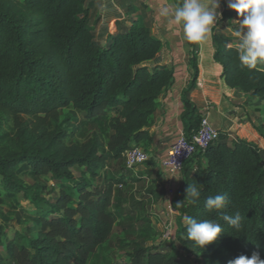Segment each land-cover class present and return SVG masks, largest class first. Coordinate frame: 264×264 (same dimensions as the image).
Listing matches in <instances>:
<instances>
[{
    "label": "trees",
    "instance_id": "16d2710c",
    "mask_svg": "<svg viewBox=\"0 0 264 264\" xmlns=\"http://www.w3.org/2000/svg\"><path fill=\"white\" fill-rule=\"evenodd\" d=\"M180 3L174 0L175 6ZM220 3L222 19L233 20L237 14L224 0ZM89 10L85 0H0V204L33 206L26 233L9 225L0 230V264L88 263L112 235L115 185L126 181L104 177L103 188L93 182L111 161H122L130 171L123 153L140 140L150 143L147 129L155 122L158 99L174 82L171 66L146 64L162 43L140 18L108 33L102 45L93 34ZM211 41L222 83L264 101V65L243 66L239 43L216 26ZM187 45L191 74L181 92V119L189 140L202 114L191 100L199 75L198 44ZM84 123L98 124L103 132L76 141ZM218 132L216 141L183 164L172 199L178 213L175 238L182 252L201 264H230L253 253L264 260V150ZM25 173L31 185L24 183ZM49 182L59 184L52 201L42 197L50 192ZM194 183L201 195L190 204L186 189ZM159 192L161 197L162 188ZM218 194H227L226 205L210 212L204 201ZM236 212L239 230L222 220V214ZM187 217L214 220L224 232L202 251L191 249L184 238ZM128 264L193 263L141 245L133 248Z\"/></svg>",
    "mask_w": 264,
    "mask_h": 264
},
{
    "label": "rangeland",
    "instance_id": "374dc122",
    "mask_svg": "<svg viewBox=\"0 0 264 264\" xmlns=\"http://www.w3.org/2000/svg\"><path fill=\"white\" fill-rule=\"evenodd\" d=\"M102 1L85 0L86 6H89L90 9L93 34L100 44L103 45L105 42L104 35L107 23L112 25L108 32L120 31L123 26L128 27L135 17L143 21L153 36L162 35L164 28L161 20H159V15L148 6L151 0H113L110 8H105ZM179 1L181 2V0ZM224 1L227 3V0ZM218 12L220 14L222 12L221 3ZM236 18L237 15L234 16L233 20ZM233 20H224L220 15L216 31L230 37L233 43H240V38L233 31L237 27V22ZM166 53V50H163L159 53L158 60L146 64L150 68L160 66L161 56L166 55ZM248 102L251 104L250 111H253L255 107L260 105L261 101L255 102L250 98ZM66 115L67 111H64L62 117ZM94 131L103 132V128L98 124L84 123L75 140L80 141L85 135ZM260 132L264 136V126L261 127ZM233 137L237 136H230L229 138L232 139ZM146 147L147 144L143 149L147 150ZM155 163L156 160L151 158L150 162L126 172L122 161H111L107 171L93 182V185L103 188L105 186L104 177L107 179L122 178L123 181H126L123 184L115 185L112 210L116 215V223L112 235L107 242L98 248L87 264H128L129 255L133 248L141 245L145 247L154 246L162 252L187 259L193 264H201L196 258L184 254L175 238L176 227L174 223L177 214L171 211V201L166 199L165 193L163 196H159L157 184L159 174L154 170ZM149 169L152 170L148 173ZM74 173L80 175L77 170H74ZM22 179L26 185H31L34 182L28 173L23 174ZM58 190L59 184L49 182L48 191L50 192L48 193L47 190L42 192V197L52 201ZM1 192L2 189H0V194ZM32 210L33 206L23 201L0 204V230L9 225L12 229L26 233V229L31 223L28 212ZM30 228L37 229V226L32 224Z\"/></svg>",
    "mask_w": 264,
    "mask_h": 264
},
{
    "label": "crops",
    "instance_id": "0c3cea01",
    "mask_svg": "<svg viewBox=\"0 0 264 264\" xmlns=\"http://www.w3.org/2000/svg\"><path fill=\"white\" fill-rule=\"evenodd\" d=\"M102 2L105 4V8H110L113 0H103ZM148 6L159 15V20L164 28L162 35H156V38L162 43L159 53L163 50L167 52L166 55L161 56L159 65L171 66L174 72V82L168 90L160 95L154 115L155 122L152 127L147 129L150 134V143L146 140L139 143L141 148L147 144L146 151L149 152L151 158L156 160L154 170L159 174L157 183L159 192L163 188V176L159 169V161L165 158L168 149L184 129L181 119L184 110L181 92L188 85L191 70L188 64L189 46L183 38L180 26L172 20L171 13L176 7L174 0H151ZM165 8H169L168 15L163 14ZM110 26L112 25L107 23L104 40L110 32H108ZM213 51L211 36L203 43L198 44L199 75L196 87L191 93L193 104L203 116L208 117L215 129L227 133L229 137L237 136L254 142L264 150V136L260 132L264 119V101H261L253 111H250L251 104L248 102L250 98L222 83L220 69L212 60ZM159 53L154 60H158ZM151 170L149 169L148 173ZM170 206H172V202ZM174 226L176 227V221Z\"/></svg>",
    "mask_w": 264,
    "mask_h": 264
},
{
    "label": "clouds",
    "instance_id": "9594fccd",
    "mask_svg": "<svg viewBox=\"0 0 264 264\" xmlns=\"http://www.w3.org/2000/svg\"><path fill=\"white\" fill-rule=\"evenodd\" d=\"M221 0H181L179 6L172 11L173 22L180 26L183 38L189 44H199L211 36L213 28L218 24ZM227 6L237 14L233 21L237 27L233 29L240 38L239 61L248 69L264 65V0H227ZM163 14H169V8L163 9ZM201 195L197 184L188 185L186 197L190 204L196 203ZM227 202V194L209 196L204 201L207 210L221 212ZM222 220L235 230L240 229L241 215L222 214ZM224 232L223 226L211 219L196 220L186 218L185 239L190 241L189 248L202 251L205 246L214 243ZM230 264H264L257 253L250 257L240 256Z\"/></svg>",
    "mask_w": 264,
    "mask_h": 264
},
{
    "label": "built area",
    "instance_id": "2783aa9c",
    "mask_svg": "<svg viewBox=\"0 0 264 264\" xmlns=\"http://www.w3.org/2000/svg\"><path fill=\"white\" fill-rule=\"evenodd\" d=\"M219 132L210 123L207 116L200 119L198 130L188 140L183 132L168 149L165 158L159 161V169L163 176V190L167 200L172 202L179 186L184 162L196 151H204L210 144L216 141ZM125 166L133 170L151 159L148 151L141 147H130L123 153ZM172 212H177L170 207Z\"/></svg>",
    "mask_w": 264,
    "mask_h": 264
}]
</instances>
